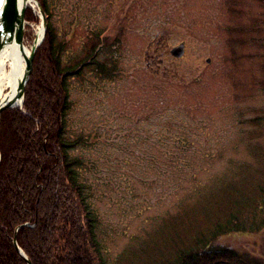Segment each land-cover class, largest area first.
I'll return each mask as SVG.
<instances>
[{
	"label": "rangeland",
	"instance_id": "1",
	"mask_svg": "<svg viewBox=\"0 0 264 264\" xmlns=\"http://www.w3.org/2000/svg\"><path fill=\"white\" fill-rule=\"evenodd\" d=\"M34 1L24 12L29 48L36 27L45 35ZM48 1L66 56L93 62L70 82L68 128L85 138L78 152L92 165L89 201L111 262L159 244L180 211H199L196 200L214 205L208 224L248 198L218 196L264 180V0ZM34 55L20 104L2 111L21 108ZM209 189L216 197H196ZM260 232L219 241L260 254Z\"/></svg>",
	"mask_w": 264,
	"mask_h": 264
},
{
	"label": "trees",
	"instance_id": "2",
	"mask_svg": "<svg viewBox=\"0 0 264 264\" xmlns=\"http://www.w3.org/2000/svg\"><path fill=\"white\" fill-rule=\"evenodd\" d=\"M39 4L46 15L45 35L35 50L22 106L0 113V264H28L27 259L31 264H118L105 253L99 215L89 201L86 171L92 165L78 152L85 138L68 128L70 82L93 62L90 56H66L49 1ZM100 66L104 72V64ZM256 174L264 178L263 171ZM255 182L218 196L248 197L231 203L233 210L220 218L204 223L211 220L214 205L196 200L192 205L198 204L199 211H180L182 219L172 222L159 244L146 248L142 242L118 259L132 251L133 261L122 263L264 264V243L256 254L219 241L264 228V180ZM212 190L196 197H216L208 195Z\"/></svg>",
	"mask_w": 264,
	"mask_h": 264
},
{
	"label": "bare ground",
	"instance_id": "3",
	"mask_svg": "<svg viewBox=\"0 0 264 264\" xmlns=\"http://www.w3.org/2000/svg\"><path fill=\"white\" fill-rule=\"evenodd\" d=\"M34 0H11L13 11L6 9L0 0V38L9 41L0 44V106H16L22 100V84L27 75L32 48L16 40L18 32L17 13L27 6H34ZM16 14V16H15ZM42 25L35 28L34 43L39 42Z\"/></svg>",
	"mask_w": 264,
	"mask_h": 264
},
{
	"label": "water",
	"instance_id": "4",
	"mask_svg": "<svg viewBox=\"0 0 264 264\" xmlns=\"http://www.w3.org/2000/svg\"><path fill=\"white\" fill-rule=\"evenodd\" d=\"M1 2L3 3V5H5V8L6 9H9V10H11V11H13L14 12V10H13V5H12V2H11V0H1ZM24 12H25V9H23L21 12H19V13H17V22H18V32H17V35H16V40H19L21 37H22V32H23V28H24ZM41 14L42 15H44L43 14V11L41 10ZM15 16H16V14H15ZM44 27V26H43ZM43 34H44V32H42V36H41V38H40V40H39V42L42 40V38H43ZM6 41H9V39H7V38H0V44H2V43H5ZM39 42L37 43V44H39ZM37 44H35L34 46H33V48H32V54H31V58H30V60H29V65L31 64V61H32V57H33V55H34V52H35V49H36V45ZM183 52H184V45L183 44H180V45H178V46H175V47H172L171 49H170V53L172 54V55H174V56H176V57H180V56H182V54H183ZM207 60H209V59H207ZM29 67V66H28ZM29 71V70H28ZM28 71H27V74H28ZM26 79V78H25ZM24 79V81H23V84H22V90H23V88H24V83H25V80ZM23 92V91H22ZM22 97H23V95H22ZM5 107H8L7 105H2V106H0V112L2 111V109L3 108H5ZM13 241L15 242V239H13ZM27 259V258H26ZM27 263L28 264H31V262L27 259Z\"/></svg>",
	"mask_w": 264,
	"mask_h": 264
}]
</instances>
